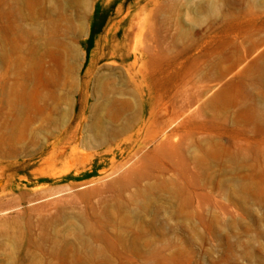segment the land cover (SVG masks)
I'll use <instances>...</instances> for the list:
<instances>
[{"label": "rangeland", "instance_id": "374dc122", "mask_svg": "<svg viewBox=\"0 0 264 264\" xmlns=\"http://www.w3.org/2000/svg\"><path fill=\"white\" fill-rule=\"evenodd\" d=\"M0 264H264V0H0Z\"/></svg>", "mask_w": 264, "mask_h": 264}]
</instances>
